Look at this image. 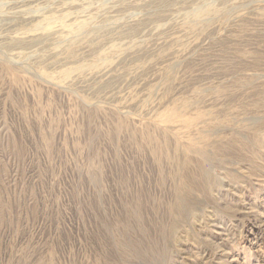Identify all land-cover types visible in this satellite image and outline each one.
Returning <instances> with one entry per match:
<instances>
[{"label":"rangeland","instance_id":"rangeland-1","mask_svg":"<svg viewBox=\"0 0 264 264\" xmlns=\"http://www.w3.org/2000/svg\"><path fill=\"white\" fill-rule=\"evenodd\" d=\"M0 264H264V0H0Z\"/></svg>","mask_w":264,"mask_h":264}]
</instances>
